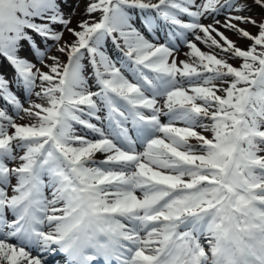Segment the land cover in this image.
<instances>
[{"label":"snow or ice","instance_id":"obj_1","mask_svg":"<svg viewBox=\"0 0 264 264\" xmlns=\"http://www.w3.org/2000/svg\"><path fill=\"white\" fill-rule=\"evenodd\" d=\"M67 3L0 0L29 101L0 75V264H264V19L239 0H90L70 27Z\"/></svg>","mask_w":264,"mask_h":264},{"label":"rangeland","instance_id":"obj_2","mask_svg":"<svg viewBox=\"0 0 264 264\" xmlns=\"http://www.w3.org/2000/svg\"><path fill=\"white\" fill-rule=\"evenodd\" d=\"M89 2H90V0H68V3L64 6V12H65L66 16L71 15L72 23H71L70 27H76V25L79 21L88 18L85 14V9H86V6ZM198 2H199V0H198ZM239 2L247 4V6H248L247 10H245L243 12H233V15H236V14L246 15V16H250V17L256 19L257 21L264 19V7H261L260 5L256 4L255 0H239ZM73 10H74V14H73ZM95 15L98 18L99 14L97 13ZM216 18L221 21V24L216 25V26L220 29V31H223L225 33V35H227L229 38L236 41L238 46H240L242 48H247L251 44V41H249L247 39H240L237 37V35L234 32L223 28L222 25L225 21L226 14H221ZM202 22L205 24H209V23H212L213 20L211 18L202 19ZM240 26L248 29L252 33H256L258 31L257 28L253 27L250 24H247V25L241 24ZM56 28L59 30L61 28V26L56 25ZM161 35H162V33H161ZM65 38L70 39L71 37L69 34L66 33ZM37 43L41 46V48H43V43L39 38H37ZM48 43L52 44V41H48ZM199 46L202 48V50H205V51L209 50L206 45L200 44ZM107 51L114 58L118 55V53L116 52L115 48L113 47L111 41H108ZM187 51H188V49L186 47H181L180 51H179L178 59L179 60L189 59V57L185 55V53ZM53 54L59 55V53H57L55 51V49H52L49 52V55H53ZM20 55L23 56L24 58L28 59L32 63H35L37 65V67H42L39 60L37 59L35 52L31 50L30 45H28L27 43H25L24 48L20 52ZM61 58L66 59V57H61ZM50 62L51 61H49V63ZM230 62L233 63L235 66H239V64L241 63V61L236 60V59H233ZM44 70L46 71L47 69H44ZM0 75H3L10 82V86H11L12 91L15 92L19 96V98H20L21 102L24 104V106L28 107L29 101H28L27 97L25 96L23 89L17 87L16 80H15V77H16L15 68L3 56H0ZM32 100L39 102L38 98H36L35 96L32 97ZM2 106H4V101L2 99H0V107H2ZM8 111L10 113H12L13 110L11 107H9ZM21 115H23V113H21ZM17 122L18 123H27L29 121H28V118L25 117L22 120L17 119ZM75 127H76V131L78 134H83L84 130L80 126H75ZM204 134L210 136V133H204ZM97 159L98 160L103 159V155L97 153ZM15 182H16L15 179H13L12 184H15ZM48 192H49V190L46 189V194ZM9 193L11 194V188H9ZM137 195H140V193L138 192ZM12 242H15V241H12ZM33 254L35 255L36 253L33 252ZM56 259L62 260L61 257H56Z\"/></svg>","mask_w":264,"mask_h":264},{"label":"bare ground","instance_id":"obj_3","mask_svg":"<svg viewBox=\"0 0 264 264\" xmlns=\"http://www.w3.org/2000/svg\"><path fill=\"white\" fill-rule=\"evenodd\" d=\"M47 259L49 260V262L51 264L52 258L51 257L50 258L48 257ZM61 259H62V257H61Z\"/></svg>","mask_w":264,"mask_h":264}]
</instances>
